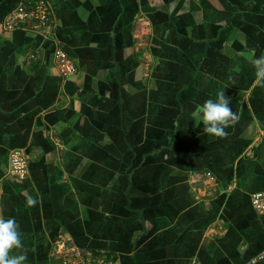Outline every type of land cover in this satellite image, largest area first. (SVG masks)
<instances>
[{"label": "crops", "instance_id": "0c3cea01", "mask_svg": "<svg viewBox=\"0 0 264 264\" xmlns=\"http://www.w3.org/2000/svg\"><path fill=\"white\" fill-rule=\"evenodd\" d=\"M19 1L0 0V218L23 245L10 255L249 264L264 250L250 199L264 192V0H47L49 33L5 29ZM222 91L236 119L217 137L191 114Z\"/></svg>", "mask_w": 264, "mask_h": 264}, {"label": "built area", "instance_id": "2783aa9c", "mask_svg": "<svg viewBox=\"0 0 264 264\" xmlns=\"http://www.w3.org/2000/svg\"><path fill=\"white\" fill-rule=\"evenodd\" d=\"M6 30L18 26H32L33 28L49 33L50 12L47 0H20L4 20ZM53 60L58 72L62 76H68L76 71L72 59L62 48L53 50ZM7 174L11 177L22 179L27 174V156L20 149L9 152L7 163ZM209 175V174H207ZM251 204L256 210H264V192H256L251 195ZM61 264H120L118 261L103 255L83 252L76 247H66L60 251ZM264 258V250L251 260L254 264L257 260Z\"/></svg>", "mask_w": 264, "mask_h": 264}, {"label": "clouds", "instance_id": "9594fccd", "mask_svg": "<svg viewBox=\"0 0 264 264\" xmlns=\"http://www.w3.org/2000/svg\"><path fill=\"white\" fill-rule=\"evenodd\" d=\"M255 75L258 83L264 85V55L254 60ZM230 105V98L224 91L218 93L215 100L209 99L198 105L192 112V117L201 122L204 130L209 135L221 137L226 135L225 128L236 119ZM37 203L36 199L29 196L26 198L27 206ZM19 225L14 218H0V264H24L26 256L10 255L13 248L22 247Z\"/></svg>", "mask_w": 264, "mask_h": 264}]
</instances>
